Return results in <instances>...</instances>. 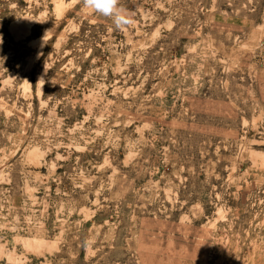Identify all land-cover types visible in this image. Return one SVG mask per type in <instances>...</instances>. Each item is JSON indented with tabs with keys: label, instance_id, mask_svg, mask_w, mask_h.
I'll return each mask as SVG.
<instances>
[{
	"label": "rangeland",
	"instance_id": "rangeland-1",
	"mask_svg": "<svg viewBox=\"0 0 264 264\" xmlns=\"http://www.w3.org/2000/svg\"><path fill=\"white\" fill-rule=\"evenodd\" d=\"M120 5L0 0V264H264V0Z\"/></svg>",
	"mask_w": 264,
	"mask_h": 264
},
{
	"label": "clouds",
	"instance_id": "clouds-1",
	"mask_svg": "<svg viewBox=\"0 0 264 264\" xmlns=\"http://www.w3.org/2000/svg\"><path fill=\"white\" fill-rule=\"evenodd\" d=\"M81 3L92 14L110 19L117 30L123 31L134 23L131 13L120 5V0H81ZM83 246L87 249L91 241L86 240Z\"/></svg>",
	"mask_w": 264,
	"mask_h": 264
}]
</instances>
